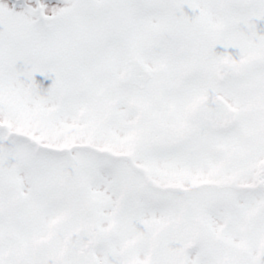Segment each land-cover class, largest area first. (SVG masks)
<instances>
[{
    "label": "snow or ice",
    "instance_id": "6c2138e0",
    "mask_svg": "<svg viewBox=\"0 0 264 264\" xmlns=\"http://www.w3.org/2000/svg\"><path fill=\"white\" fill-rule=\"evenodd\" d=\"M0 264H264V0H0Z\"/></svg>",
    "mask_w": 264,
    "mask_h": 264
}]
</instances>
